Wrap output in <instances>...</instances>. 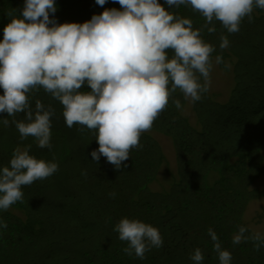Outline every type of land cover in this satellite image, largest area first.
Wrapping results in <instances>:
<instances>
[{"label": "trees", "instance_id": "obj_1", "mask_svg": "<svg viewBox=\"0 0 264 264\" xmlns=\"http://www.w3.org/2000/svg\"><path fill=\"white\" fill-rule=\"evenodd\" d=\"M163 3V0H160ZM25 0H0V41L10 17L19 15ZM57 23H84L105 9H120L119 3L106 0H55ZM167 7V5H165ZM193 20L200 27L204 18L190 6L169 9ZM216 32L202 33L215 46L213 60L228 69L232 62L233 86L226 100L220 101L208 90L192 103L196 124L184 115L186 100L177 91L182 110L169 102L151 131L140 138L139 148L116 169L101 156L94 132L81 131L78 124L69 128L62 105L39 89L30 94L32 107L37 99L52 105L51 148L41 149L33 138L21 140L14 124L0 123V168L7 166L17 147L31 144L30 154L58 163V171L45 180L23 188L24 199L7 211L0 210V264H193L196 248L204 255L202 264H219L208 235L212 228L222 246L232 253L231 264H264V247L256 251L251 241L231 243L238 226L245 225L250 201L264 197V186L255 182L264 174V10L256 8L252 22L247 18L240 31L229 34L218 21ZM228 36L229 47L221 50L220 35ZM171 55V53H170ZM85 84L82 91H90ZM3 89L0 88V95ZM0 113V121L6 117ZM17 119L23 115L18 114ZM152 132L170 138L176 168L164 189H153L166 156ZM115 193L111 197L110 193ZM136 218L157 227L163 245L153 248L141 260L126 255V243L114 231L121 218Z\"/></svg>", "mask_w": 264, "mask_h": 264}, {"label": "clouds", "instance_id": "obj_2", "mask_svg": "<svg viewBox=\"0 0 264 264\" xmlns=\"http://www.w3.org/2000/svg\"><path fill=\"white\" fill-rule=\"evenodd\" d=\"M120 9H105L84 23L59 24L55 0H25L19 15L10 17L0 41V113L3 126L14 124L20 139L33 138L41 149L51 148L52 116L55 109L35 101L30 94L43 89L62 105L67 127L78 124L94 132L99 145L91 152L116 169L126 162L141 136L169 102L182 110L179 91L191 103L209 90L215 46L202 33L216 32L218 21L229 34L240 31L242 22L253 20L254 9L264 10V0H113ZM103 6L106 0H96ZM167 5V7H165ZM190 6L205 23L170 11ZM227 35H220L221 50L229 47ZM171 53V55H170ZM222 57L217 55L215 63ZM230 68V65H226ZM87 84L90 91H82ZM22 114V119H17ZM31 144L14 149L7 166L0 168V210L7 211L24 199L23 188L45 180L58 171L55 159L46 161L30 154ZM115 197V193L109 194ZM7 223L0 220V228ZM122 251L141 260L153 248L163 245L159 229L136 218H121L115 225ZM219 264H231L232 253L222 246L217 233L208 229ZM251 241L256 251L264 247V232L238 226L233 245ZM190 259L202 264L203 252L196 248Z\"/></svg>", "mask_w": 264, "mask_h": 264}, {"label": "rangeland", "instance_id": "obj_3", "mask_svg": "<svg viewBox=\"0 0 264 264\" xmlns=\"http://www.w3.org/2000/svg\"><path fill=\"white\" fill-rule=\"evenodd\" d=\"M228 65L231 67L228 69L222 68L219 64L213 60V70L210 75L209 91L214 97L220 101L227 99L232 86H233V73H232V62L229 60ZM183 113L186 115L192 124H196V117L192 109V103L186 100L183 107ZM153 136L160 143L163 152L166 156V161L158 173V178L154 181L151 186L153 189H164L168 187L171 181V173H174L176 168L175 153L172 142L169 137L159 133L152 132ZM264 155V150H263ZM256 187L264 186V174L255 182ZM244 219L247 225L252 230H259L264 232V197L254 199L249 202Z\"/></svg>", "mask_w": 264, "mask_h": 264}]
</instances>
